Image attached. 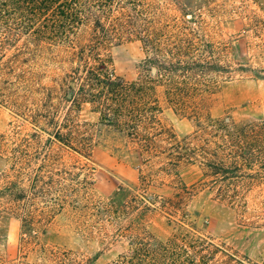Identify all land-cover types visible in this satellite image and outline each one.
<instances>
[{
    "label": "rangeland",
    "instance_id": "rangeland-1",
    "mask_svg": "<svg viewBox=\"0 0 264 264\" xmlns=\"http://www.w3.org/2000/svg\"><path fill=\"white\" fill-rule=\"evenodd\" d=\"M190 1L194 6L187 13L176 0H143L144 15L4 16L11 36L0 24V264H36L42 247L111 264L128 243L117 236L104 239L100 230L113 234L129 224L162 242L175 240L191 250L197 245L198 264H264V187L246 207L233 209L200 185L196 166L165 174L161 158L147 163L140 147L146 132L154 130L141 126L128 136V130L101 118L116 108L123 120L129 122L130 114L140 118V84L154 54L147 37L154 40L153 49L188 39L233 69H264V0ZM255 73L259 76L219 73L206 99L210 116L264 120V72ZM111 82L125 87L124 93L116 96ZM133 82L135 90L129 89ZM163 91L157 89L160 126L179 138L191 134L195 119L176 112ZM155 142L165 145L158 137ZM35 177L59 180L68 191L57 194L76 197L79 207L77 220L68 216L72 207L66 205L67 213L54 216L46 232L31 241L22 234L20 203L4 195L6 181H23L26 187L25 180ZM169 199L181 208L166 210L163 202ZM102 202L132 209L104 225L95 211ZM61 204L56 200L55 207ZM74 221L98 231H77Z\"/></svg>",
    "mask_w": 264,
    "mask_h": 264
},
{
    "label": "trees",
    "instance_id": "trees-1",
    "mask_svg": "<svg viewBox=\"0 0 264 264\" xmlns=\"http://www.w3.org/2000/svg\"><path fill=\"white\" fill-rule=\"evenodd\" d=\"M176 2L184 13L190 12L194 6L190 0ZM146 7L143 0H0V24L11 36V27L5 15H144ZM66 27L67 31L70 30V25ZM147 42L154 54L148 58L151 63L149 75L140 84L143 99L140 118L132 120L133 115L130 114L129 122L123 120L120 109L116 108L113 113L102 112V120L117 129L125 128L128 136L136 135L141 126L154 130L152 133L146 132L143 137L146 142L140 147L141 153L148 158L147 163L152 158H161V171L165 174L177 171L182 165H194L199 170L200 185L212 191L219 201L233 209L246 207L251 197L264 187V120H236L230 115L212 118L206 99L210 90L217 85L219 73L227 74V78L237 71H249L259 76L255 72H264V69L254 70L243 65L233 69L216 52L208 50L198 41L181 39L171 48L157 49H153L155 42L151 37H147ZM110 85L114 86L116 96L124 93L125 87L112 82ZM137 86L138 83L133 82L129 89L135 90ZM158 88L164 89L165 99L176 112L195 119V129L191 134L179 138L166 133L160 126L158 116L162 110L157 97ZM157 137L164 142V146L157 145ZM25 181L26 187L23 181H6L4 196L20 203L22 234L28 235L31 241L40 232H46L54 216L67 213L64 212L66 205L72 207L68 210V216L77 220L79 205L76 197L70 200L72 195L57 194L68 191L66 185L52 178L45 180L35 177ZM145 184L146 178L142 180V185ZM184 193L189 194L186 190ZM52 194H57L55 201H52ZM180 196L176 194V197ZM56 200L63 203L58 204V208L55 207ZM82 200L89 205V198L83 197ZM48 202L53 205L49 206ZM164 203L166 210H178L182 206L181 203L175 205L171 199ZM126 206L116 208L107 203H98L95 209L98 222L112 225L124 219L132 209ZM74 223L77 231H98L94 225ZM116 231L112 234L100 230L99 235L109 241L116 236L127 240V251L111 264H198V260H195L197 245L191 250V245L180 247L175 240L162 242L132 224L127 228L118 226ZM93 260L71 250L42 247L40 262L36 264H92Z\"/></svg>",
    "mask_w": 264,
    "mask_h": 264
},
{
    "label": "water",
    "instance_id": "water-1",
    "mask_svg": "<svg viewBox=\"0 0 264 264\" xmlns=\"http://www.w3.org/2000/svg\"><path fill=\"white\" fill-rule=\"evenodd\" d=\"M155 70H153V72H154Z\"/></svg>",
    "mask_w": 264,
    "mask_h": 264
}]
</instances>
